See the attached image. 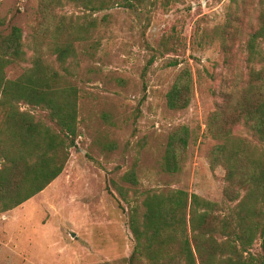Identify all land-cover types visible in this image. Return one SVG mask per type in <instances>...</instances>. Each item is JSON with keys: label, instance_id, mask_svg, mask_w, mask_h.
<instances>
[{"label": "rangeland", "instance_id": "374dc122", "mask_svg": "<svg viewBox=\"0 0 264 264\" xmlns=\"http://www.w3.org/2000/svg\"><path fill=\"white\" fill-rule=\"evenodd\" d=\"M38 2L0 0V31L17 25L26 37ZM246 7L230 0H150L142 8L116 4L95 14L100 24L93 38L76 43L77 143L61 175L0 214V264H100L129 257L135 245L129 205L116 184L131 187L122 175L137 155L139 191L184 189L230 209L233 204L223 197L224 171L214 174L210 167L218 141L206 121L221 92L246 78L245 43L257 24L255 5ZM63 12L84 13L74 7ZM232 19L241 33L228 58L221 34ZM174 60L179 64L171 65ZM27 66L13 64L7 76L15 78ZM183 67L193 73L194 97L177 111L168 107L166 95ZM182 124L193 132L188 159L181 172L166 173L161 160L168 137ZM253 251H260V241Z\"/></svg>", "mask_w": 264, "mask_h": 264}, {"label": "trees", "instance_id": "16d2710c", "mask_svg": "<svg viewBox=\"0 0 264 264\" xmlns=\"http://www.w3.org/2000/svg\"><path fill=\"white\" fill-rule=\"evenodd\" d=\"M149 1L39 0L26 37L17 25L0 31V214L42 192L68 163L79 137L76 43L93 38L100 24L95 14L116 4L142 8ZM249 2L257 24L245 43L246 78L221 92L206 121L207 132L218 141L210 167L214 174L223 169V197L233 205L223 210L219 202L184 189L139 191L137 155L122 175L131 187L116 184L129 205L133 251L100 264H264V0H230L244 9ZM66 7L84 13L67 14ZM240 30L232 19L221 34L228 58ZM22 63L28 66L9 78L7 68ZM194 84L191 69L183 67L167 92L168 107L187 109ZM192 138L185 124L170 133L161 160L164 172L182 171ZM257 241L260 251L254 252Z\"/></svg>", "mask_w": 264, "mask_h": 264}, {"label": "water", "instance_id": "95a60500", "mask_svg": "<svg viewBox=\"0 0 264 264\" xmlns=\"http://www.w3.org/2000/svg\"><path fill=\"white\" fill-rule=\"evenodd\" d=\"M73 235H74V233H73Z\"/></svg>", "mask_w": 264, "mask_h": 264}]
</instances>
